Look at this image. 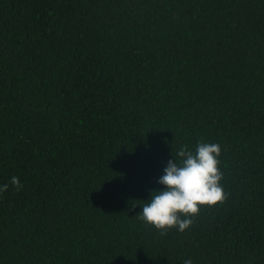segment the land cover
<instances>
[{
	"label": "trees",
	"instance_id": "trees-1",
	"mask_svg": "<svg viewBox=\"0 0 264 264\" xmlns=\"http://www.w3.org/2000/svg\"><path fill=\"white\" fill-rule=\"evenodd\" d=\"M201 142L226 200L162 235L137 215ZM5 184L0 264H264V0H0Z\"/></svg>",
	"mask_w": 264,
	"mask_h": 264
},
{
	"label": "clouds",
	"instance_id": "clouds-1",
	"mask_svg": "<svg viewBox=\"0 0 264 264\" xmlns=\"http://www.w3.org/2000/svg\"><path fill=\"white\" fill-rule=\"evenodd\" d=\"M221 146L199 143L195 151L187 147L177 152L176 159H170L158 180L162 190L150 193L137 215L147 226L162 235L170 230L184 233L193 224V219L204 207H215L226 200L221 185L223 173L220 171ZM11 187L23 190L18 177L10 181ZM9 191V185H0V195ZM185 264H192L191 260Z\"/></svg>",
	"mask_w": 264,
	"mask_h": 264
}]
</instances>
